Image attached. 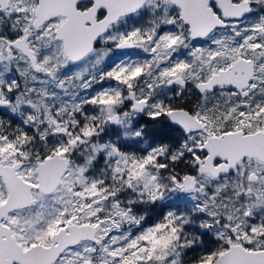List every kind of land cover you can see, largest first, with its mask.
<instances>
[{"label":"flooded vegetation","instance_id":"flooded-vegetation-1","mask_svg":"<svg viewBox=\"0 0 264 264\" xmlns=\"http://www.w3.org/2000/svg\"><path fill=\"white\" fill-rule=\"evenodd\" d=\"M39 1L0 0V47L3 45L5 49V52H0V124H4L2 129L0 128V138L6 143V146L0 149V155L6 154L15 158L14 161L0 162V164L12 166L20 162L18 174L25 181L30 182L22 171L27 159L31 157L36 162L37 172L38 160L35 161V158L42 159L46 139L50 138L45 139L40 133L42 129L40 126L36 130V127L25 123L26 121L18 115L19 111L14 112L11 109L17 105L21 97L26 100L29 77L42 73L41 52L52 48L51 50L64 55L70 63L88 61L93 65L91 71L95 76L88 74L83 77L85 80H91L92 86L84 89L75 87L72 95L73 104L77 105L73 107L76 123L89 124L88 130L90 128L94 130L91 141L100 144L113 143L118 148L121 147L120 143L126 138V128L115 126L121 119L129 122L131 129L135 126L131 134L136 141L134 148L144 154L149 152L152 154L153 150L158 149L156 138L153 136L149 144L145 143L141 126L167 125L168 141L171 144L176 141V151L179 152L180 160L187 164L192 163L191 167L196 166L197 174L186 175L196 178L208 176L218 181L225 179L231 183L232 188H254L260 184L264 185V160L259 156H245L230 172L218 177L200 174L197 164L199 159L203 160L208 156L203 146L211 136H221L231 132L254 134L264 131V17L256 19L260 21L257 24L258 35L257 38L251 39L252 43L249 47L228 55L232 51L221 48V36L223 33H230L231 26L241 20L227 21L223 27L217 24L205 36L193 37L190 25L183 18L182 9L173 0H145L136 11L121 14L111 22L108 28L97 36L93 48L84 57L71 61L65 54L64 40L57 37V29L70 15L81 23V28L90 30L108 16L109 3L106 0H56L58 14L36 26L35 12ZM249 2L253 12L242 20L258 14L254 2ZM209 7L217 20L223 18L216 1H210ZM261 13L264 14V9ZM45 28H49L54 44L46 45V39L41 38L40 33ZM37 32L40 34L39 38ZM24 38L33 51L35 63L16 45ZM34 38L37 40L36 43ZM237 41L235 40L234 44ZM254 41L259 47L254 46ZM124 42H131L133 46L119 49ZM224 51H228L226 57H232L228 58V63L222 64L219 60ZM101 56L107 58L100 62ZM240 58L254 63L252 78L246 88L239 90L235 87L218 86L216 82L209 83L214 75L227 70ZM234 74H239V71H235ZM135 106L138 107L137 110ZM109 109L113 112V116H119L117 123L111 122L113 116L110 117ZM177 111L185 112L186 116L195 118L203 126L202 129L187 132L177 126L175 119L170 116ZM88 113H91L90 118ZM77 127L78 124L72 127L74 133ZM175 130L178 132L176 139ZM115 134L118 141L110 137ZM80 137H84L82 132ZM11 143L18 147L17 154L11 155L14 151ZM167 157L170 158V155L167 154ZM223 162L228 161L217 158L214 164L218 166ZM0 184L4 197L0 201L2 204L7 199L8 190L1 176ZM32 184L34 195L36 189L39 191L38 173L37 183ZM35 201L34 196V204ZM34 204L3 214L0 219L1 225L5 226V228L0 227L3 242L7 241L5 232L8 231L22 250H28L39 244H51L52 235L42 241L28 236L25 227L20 226L15 219V216H21L20 214ZM74 223L91 222L71 219L70 222L59 225L56 231ZM91 243L93 242L82 240L75 246L68 247L60 258L71 249ZM19 251L12 256L11 264H22Z\"/></svg>","mask_w":264,"mask_h":264},{"label":"rangeland","instance_id":"rangeland-1","mask_svg":"<svg viewBox=\"0 0 264 264\" xmlns=\"http://www.w3.org/2000/svg\"><path fill=\"white\" fill-rule=\"evenodd\" d=\"M248 1L254 2L258 14L234 23L230 33L222 34L221 48L232 51L228 55L248 48L251 39L257 38L260 21L256 19L264 17L261 13L264 0ZM40 34L37 32V37L45 38L46 45L54 44L49 28ZM33 40L36 43L37 40ZM235 40L239 41L234 44ZM254 46L259 47L255 41ZM51 49L41 52L42 73L29 77L26 100L21 97L11 111H19L18 115L25 123L36 130L40 126L42 136L52 141L46 139V146L52 147L54 155L65 156L69 160V169L58 190L45 195L36 189L34 206L15 219L25 227L28 236L40 241L47 240L59 225L71 219L97 226V243L82 244L69 250L56 264H176L185 250L179 245L178 237L163 225L134 232L140 224L131 212L133 202L158 188L161 150L158 148L142 157L128 156L114 144L91 141L92 128L84 131V137H77L72 130L76 127L73 107L77 106L73 104L72 95L75 87L92 86L93 82L83 77L94 75L91 71L93 65L88 61L70 63L64 55ZM4 50L1 45L0 52ZM227 52L224 51L219 60L222 64L228 63V58L232 57H226ZM105 58L107 56H101L99 61ZM112 113L109 109L110 117ZM128 123L120 119L115 126L126 128L125 135L132 138ZM4 142L0 138V149L6 146ZM11 145L14 146L11 155L17 154L18 147ZM14 159L6 154L0 155V162ZM33 160L31 157L27 159L22 173L28 181L37 183L36 162ZM36 160L42 159L37 157ZM89 172H96L98 176H91ZM108 176L110 180L117 179L120 186L111 187L106 183ZM197 181L193 190H186L181 182L179 191L186 202L198 204L208 214L206 225L212 226L218 238L230 245H264L263 184L254 188H232L228 180L218 181L208 176H200ZM2 199L0 184V201Z\"/></svg>","mask_w":264,"mask_h":264},{"label":"water","instance_id":"water-1","mask_svg":"<svg viewBox=\"0 0 264 264\" xmlns=\"http://www.w3.org/2000/svg\"><path fill=\"white\" fill-rule=\"evenodd\" d=\"M58 1V0H57ZM56 0H40L36 9L35 25L39 26L47 19L58 14ZM213 0H173L182 9L185 21L190 25L193 37L205 36L214 26H225L227 21L242 20L253 12L252 5L247 0L234 2L233 0H214L222 11L223 18L217 20L212 9L209 7ZM109 3L108 16L90 30L81 28V23L69 15L67 21L57 29V37L64 40V50L67 58L77 61L84 57L92 48L97 36L104 32L108 25L115 21L121 14H129L136 11L145 0H106ZM85 33V34H84ZM84 34V35H83ZM23 52L33 60V51L27 44L26 38L16 44ZM133 46L131 42H124L119 49H127ZM38 69V67H35ZM254 70L253 61L240 58L230 68L222 70L213 76L209 83L216 82V85L223 87H235L243 90L248 86ZM239 71V74H234ZM243 72L244 74H240ZM135 103H142L135 101ZM6 103H3V105ZM136 110L138 107H134ZM175 119L177 126L187 132L202 129V125L195 118L186 116L185 112L177 111L170 114ZM189 119V120H188ZM191 119V120H190ZM118 115L111 119L117 123ZM181 122V123H180ZM208 156L203 160L199 159L198 169L200 174H211L218 177L230 172L235 165L245 156H259L264 160V131L254 134H243L242 132H231L221 136H211L203 146ZM217 158H223V162L216 166ZM21 163L12 166L0 164V176L8 190V196L4 203L0 204V219L3 214L19 207H28L34 204L33 184L25 181L19 174L18 169ZM69 169V160L62 155H54L37 162V173L39 191L44 194H52L63 183V177ZM185 189L192 190L197 185L196 176L186 175L183 178ZM0 227L5 228L1 225ZM7 241L1 240L0 233V264H11L12 256L19 251L18 255L22 264H54L63 252L71 246H75L82 240L97 242V227L93 224H70L53 233L51 244L35 245L28 250H22L16 243L10 232H5ZM21 253V254H20ZM209 264H264V249H250L242 244H233Z\"/></svg>","mask_w":264,"mask_h":264},{"label":"trees","instance_id":"trees-1","mask_svg":"<svg viewBox=\"0 0 264 264\" xmlns=\"http://www.w3.org/2000/svg\"><path fill=\"white\" fill-rule=\"evenodd\" d=\"M88 117H91V113H88ZM76 124H78V127L75 134L77 137H80V132L84 133L89 124L87 122H77ZM2 125L4 124H0L1 129ZM134 128L135 126L131 129V134ZM141 128L145 143L149 144V141L154 136L157 146L163 155L158 156L160 169L158 171L157 190L143 194L139 201L131 204L132 215L138 224H140L139 227L134 229V232H138L140 229H151L163 225L178 237L179 245L185 248L180 261L176 264L210 263L221 252L227 249L230 244L218 238L212 226L206 225L208 214L204 213L198 204L186 202L183 199L182 192L179 191V185H181L182 179L187 173L197 174L196 166L191 167L192 163L187 164L180 160L179 152L176 151V141L174 144L168 141L167 134L169 129L167 125L154 126L146 124L142 125ZM15 130H17L16 127ZM174 136L175 139L178 136L176 130L174 131ZM110 137L117 140V134L114 136L110 135ZM135 142L133 137L131 138L127 135L122 143H120L121 147H119V150L128 156H144L143 152L134 148ZM167 154L170 155V158L167 157ZM52 155H54V151L51 146L47 145L42 159ZM89 175L98 176V173L89 172ZM105 182L109 183L111 187H119L121 184L117 179L110 180L109 176ZM244 245L255 249L264 248V245L260 247Z\"/></svg>","mask_w":264,"mask_h":264}]
</instances>
